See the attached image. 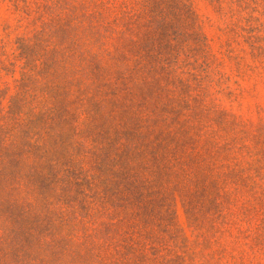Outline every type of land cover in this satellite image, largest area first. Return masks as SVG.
Segmentation results:
<instances>
[{"label": "rangeland", "instance_id": "1", "mask_svg": "<svg viewBox=\"0 0 264 264\" xmlns=\"http://www.w3.org/2000/svg\"><path fill=\"white\" fill-rule=\"evenodd\" d=\"M0 264H264V0H0Z\"/></svg>", "mask_w": 264, "mask_h": 264}]
</instances>
